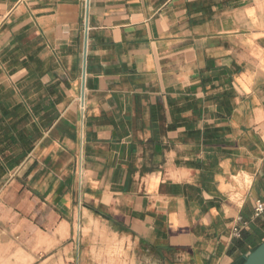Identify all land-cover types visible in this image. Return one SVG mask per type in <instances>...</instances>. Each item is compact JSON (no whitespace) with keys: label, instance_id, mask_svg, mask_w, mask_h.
Masks as SVG:
<instances>
[{"label":"crops","instance_id":"obj_1","mask_svg":"<svg viewBox=\"0 0 264 264\" xmlns=\"http://www.w3.org/2000/svg\"><path fill=\"white\" fill-rule=\"evenodd\" d=\"M87 1L0 0V200L42 206L56 264H115L100 229L118 264H240L264 242V0H90L83 101Z\"/></svg>","mask_w":264,"mask_h":264},{"label":"rangeland","instance_id":"obj_2","mask_svg":"<svg viewBox=\"0 0 264 264\" xmlns=\"http://www.w3.org/2000/svg\"><path fill=\"white\" fill-rule=\"evenodd\" d=\"M15 194L10 199L0 200V264H41L38 260L44 256L46 264H56L49 259L54 254L64 253L68 245H56L52 241L55 231L50 226L49 215L45 211L39 213L42 206L26 212L20 203L22 193ZM76 233L79 232L72 229V237H76ZM104 233L100 229L103 243L98 249L99 257H103L102 250L106 249L105 258H114V263L118 264V244Z\"/></svg>","mask_w":264,"mask_h":264},{"label":"water","instance_id":"obj_3","mask_svg":"<svg viewBox=\"0 0 264 264\" xmlns=\"http://www.w3.org/2000/svg\"><path fill=\"white\" fill-rule=\"evenodd\" d=\"M89 3L90 0L87 1V14H86L85 63L83 70V89H82L83 101L85 99L86 50H87V41H88V28H89ZM243 264H264V242L244 258Z\"/></svg>","mask_w":264,"mask_h":264},{"label":"built area","instance_id":"obj_4","mask_svg":"<svg viewBox=\"0 0 264 264\" xmlns=\"http://www.w3.org/2000/svg\"><path fill=\"white\" fill-rule=\"evenodd\" d=\"M254 213H253V217L254 219H258L260 217H262L264 215V201L262 200H256L254 203ZM247 223H243V226H246ZM241 232H242V228L239 226H236L233 228V232L232 235L234 238H239L241 237Z\"/></svg>","mask_w":264,"mask_h":264},{"label":"trees","instance_id":"obj_5","mask_svg":"<svg viewBox=\"0 0 264 264\" xmlns=\"http://www.w3.org/2000/svg\"><path fill=\"white\" fill-rule=\"evenodd\" d=\"M255 249H256V248H255ZM255 249H254V250H255ZM254 250H253V251H254ZM243 263H244V260H243V261H241V263H240V264H243Z\"/></svg>","mask_w":264,"mask_h":264}]
</instances>
